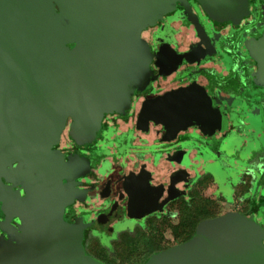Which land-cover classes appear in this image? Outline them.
<instances>
[{
    "label": "flooded vegetation",
    "instance_id": "af4514ba",
    "mask_svg": "<svg viewBox=\"0 0 264 264\" xmlns=\"http://www.w3.org/2000/svg\"><path fill=\"white\" fill-rule=\"evenodd\" d=\"M248 1L246 13L223 22L199 0L172 2L140 33L149 51L148 74L142 83H129L126 107L106 112L87 143L70 138L67 120L51 154L72 169L60 178L70 195L63 219L83 227L82 246L90 258L128 264L106 252L118 232L143 223L154 232L167 216L185 213L195 223L193 236L220 207L221 215L237 213L258 226L263 258L255 264H264V85L247 47L264 33V3ZM185 92L196 108L203 103L210 109L197 111L198 119L183 129L139 119L145 102ZM31 177L18 161L5 167L0 183L22 197ZM2 199L0 191V248L15 244L22 225L17 214L6 213ZM87 235L98 243L97 253ZM151 242L136 241L141 246L128 256L135 259L129 264H145L168 249L147 255Z\"/></svg>",
    "mask_w": 264,
    "mask_h": 264
},
{
    "label": "water",
    "instance_id": "95a60500",
    "mask_svg": "<svg viewBox=\"0 0 264 264\" xmlns=\"http://www.w3.org/2000/svg\"><path fill=\"white\" fill-rule=\"evenodd\" d=\"M174 1L0 0V178L18 161L32 176L22 197L0 183L6 213L22 223L15 244L0 248V264H104L85 254L83 227L63 219L70 195L60 178L72 169L52 157L51 147L68 119L70 138L87 143L106 112L126 107L129 83L148 74L140 33ZM199 1L218 22L239 18L249 3ZM247 47L264 85V34ZM200 105L189 92L167 94L145 102L139 119L181 130L197 111H209ZM251 225L237 213L204 220L188 241L145 264H255L263 253Z\"/></svg>",
    "mask_w": 264,
    "mask_h": 264
},
{
    "label": "rangeland",
    "instance_id": "374dc122",
    "mask_svg": "<svg viewBox=\"0 0 264 264\" xmlns=\"http://www.w3.org/2000/svg\"><path fill=\"white\" fill-rule=\"evenodd\" d=\"M264 3V1H262ZM220 207H216L214 209V212L211 213L212 216H222V213H219ZM232 209V207H228ZM217 212L219 214H217ZM181 216L184 217V215L180 214L178 216L172 215V216H167L165 219V222L162 225L161 230L159 229H154V232H149L145 231L144 229L147 227L146 225L141 224V225H136V229L129 231H120L117 234V237L115 239L111 240L107 244L108 249L106 252H108V256L110 257L111 254L116 258L117 261H124V263H130L132 260L134 261L135 259L128 258L129 255H132L133 250L135 248H138L136 241L142 240L143 238L148 239L151 238V244L146 250H148L147 255H149L151 252H156L160 250H164L170 247H173L182 241V237L185 235L180 231V229H173L174 226H177V228L180 227V222L181 219L179 220L177 217L182 218ZM195 223H193V220L190 224V233L193 232L192 230L194 229ZM155 228V226H154ZM159 228V227H157ZM149 234L148 237H146ZM86 242L88 244H92L95 247L92 248L93 251L97 253L99 246L98 243L96 242L95 239H89V236H86ZM143 242V241H141ZM136 243V244H135ZM137 246V247H136ZM130 250V252H129ZM134 257V255H132Z\"/></svg>",
    "mask_w": 264,
    "mask_h": 264
},
{
    "label": "trees",
    "instance_id": "16d2710c",
    "mask_svg": "<svg viewBox=\"0 0 264 264\" xmlns=\"http://www.w3.org/2000/svg\"><path fill=\"white\" fill-rule=\"evenodd\" d=\"M264 34V33H263ZM262 34V35H263ZM69 48V47H68ZM182 215H184V217L183 216H181L182 218H181V222H180V227L179 228H177V226H174L173 227V229H180V231H182V233H184L185 235L182 237V241H181V243H184V242H186V241H188L191 237H192V233L193 232H191L190 233V224H191V222H192V216L190 215V214H185V213H183ZM193 231V230H192ZM169 249V248H168ZM155 255V254H154ZM153 256V255H152ZM151 256V257H152ZM150 257V258H151Z\"/></svg>",
    "mask_w": 264,
    "mask_h": 264
}]
</instances>
